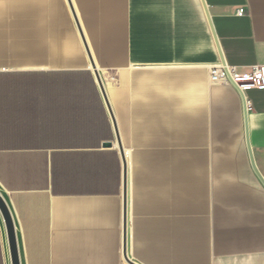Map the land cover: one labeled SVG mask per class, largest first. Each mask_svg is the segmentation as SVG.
<instances>
[{
    "label": "crops",
    "instance_id": "crops-1",
    "mask_svg": "<svg viewBox=\"0 0 264 264\" xmlns=\"http://www.w3.org/2000/svg\"><path fill=\"white\" fill-rule=\"evenodd\" d=\"M207 11L228 66L264 65V0H0L21 264H264V88L211 79Z\"/></svg>",
    "mask_w": 264,
    "mask_h": 264
},
{
    "label": "water",
    "instance_id": "water-1",
    "mask_svg": "<svg viewBox=\"0 0 264 264\" xmlns=\"http://www.w3.org/2000/svg\"><path fill=\"white\" fill-rule=\"evenodd\" d=\"M207 14L209 16V12L208 11H207ZM209 20H210V24H211L215 39L217 41V45L219 47L222 63L226 64L225 59L223 57V54L221 52V48H220V45H219V42H218V39H217V35H216V32H215V29H214V26H213V23H212V20H211L210 16H209ZM95 74L97 76V79H98L99 85L101 87V90L105 93L106 91H105L104 85L102 83L101 77H100V75H99L97 70H95ZM244 102H245V108H246L245 111H246V123H247V143H248L249 155H250L251 159H253V151H252L250 140H249L248 119H247V115H248L247 114V102H246L245 98H244ZM117 138H118V141H119V144H120V136H119L118 133H117ZM110 145H111V143H107V146H110ZM121 150H122V147H121ZM252 165L255 168V171L257 172L258 176L260 177V179L264 183V179L262 178V176H261L260 172L258 171L257 166L255 165L253 160H252ZM126 168L127 167H126V164H125V192H126V189H127V176H126L127 175V169ZM125 201H126V193H125ZM0 212H1V214H2V216L4 218V222H5L6 233H7V242H8L9 254H10V258H11V264H21V257H20V251H19L17 230H16L14 217H13L11 209H10L5 197L1 193V191H0ZM126 247L127 246H126V221H125V223H124V251H125V254H126V249H127ZM126 259H127V261L130 264H137L134 261L130 260L128 258L127 254H126Z\"/></svg>",
    "mask_w": 264,
    "mask_h": 264
},
{
    "label": "built area",
    "instance_id": "built-area-1",
    "mask_svg": "<svg viewBox=\"0 0 264 264\" xmlns=\"http://www.w3.org/2000/svg\"><path fill=\"white\" fill-rule=\"evenodd\" d=\"M239 16L245 14V8H239ZM213 81H222L235 85L244 97L248 88H264V65L255 64L247 70H240L237 67H230L222 62L213 65L210 69Z\"/></svg>",
    "mask_w": 264,
    "mask_h": 264
},
{
    "label": "bare ground",
    "instance_id": "bare-ground-1",
    "mask_svg": "<svg viewBox=\"0 0 264 264\" xmlns=\"http://www.w3.org/2000/svg\"><path fill=\"white\" fill-rule=\"evenodd\" d=\"M4 219V218H3Z\"/></svg>",
    "mask_w": 264,
    "mask_h": 264
}]
</instances>
